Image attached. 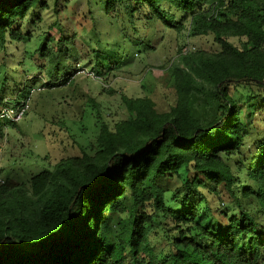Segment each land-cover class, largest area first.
<instances>
[{
	"label": "trees",
	"instance_id": "1",
	"mask_svg": "<svg viewBox=\"0 0 264 264\" xmlns=\"http://www.w3.org/2000/svg\"><path fill=\"white\" fill-rule=\"evenodd\" d=\"M101 2L125 40L92 48L113 76L152 49L151 25L184 28L164 2L189 13V37L213 35L218 50L179 51L167 109L149 95L122 96L127 117L110 125L98 116L96 138L81 155L28 184L12 185L9 174L0 183V264H264V116L256 105L264 96V0ZM70 3L0 0V111L20 104L38 80L44 90L71 83L77 32L96 31L93 18L69 19ZM51 10L58 37L40 26ZM32 39L35 50L27 46ZM127 41L132 47L124 49ZM231 86L252 87L245 107ZM8 125L16 122L4 119L0 143ZM168 177L181 180L169 197L161 184ZM157 233V242L167 241L160 250L152 244Z\"/></svg>",
	"mask_w": 264,
	"mask_h": 264
},
{
	"label": "rangeland",
	"instance_id": "2",
	"mask_svg": "<svg viewBox=\"0 0 264 264\" xmlns=\"http://www.w3.org/2000/svg\"><path fill=\"white\" fill-rule=\"evenodd\" d=\"M101 1L103 0H71L67 6L65 12L69 19L73 15V21L77 17H84L85 20L93 18L90 23L94 24L96 33L90 29L83 30L82 33L77 32L74 45L79 62L77 70L74 68L70 71V73L75 71L70 84L44 90L40 86L41 80H38L36 86L20 100L19 103L28 101L29 109L27 114L16 122V126H6L5 138L0 143V183L10 174L12 185L28 184L32 176L48 167L51 168L62 158L81 155L82 150H87L96 138L95 124L101 121L98 116H102L110 125L127 117L122 96L149 95L159 110L167 109L174 101V91L169 84V68L173 61H177L179 51L185 54L186 51L198 49L209 52L218 50L213 35L189 37L187 35L189 13L180 12L164 2L163 9L184 28L179 32L175 28H164L161 24L151 25L149 33L152 49L138 53L131 65L123 67L121 72L113 76L109 73V65L106 62L101 63L105 56L100 52L93 53L92 48L98 41H107L108 47L118 43L115 46L118 48L120 42L125 43V40L118 34V28L112 24V20L105 15ZM55 19L52 10L48 11L40 26L46 33L58 37L57 30L50 28ZM71 20L66 22L69 24ZM231 40L238 44L237 39ZM27 46L28 49L35 50V40H29ZM130 47L132 46L128 41L123 45L124 49ZM2 48L0 44V52ZM100 49L103 50L104 47ZM2 63L0 55V88L4 70ZM11 64L13 61L9 56L6 67ZM29 74L32 75L34 72ZM5 87L9 88L4 94L6 96L10 94L13 86L8 83ZM251 89L252 87L247 86L236 88L231 86L230 91L243 103L242 107H245L246 103H249L247 95ZM23 94L25 92L20 96ZM256 103L260 109L258 116L261 117V113L264 116V96L259 97ZM1 124H4L3 118H0ZM256 135L253 133L251 137L254 139ZM161 184L168 190L169 197L181 185V180L168 177L163 179ZM221 202H224L222 207L228 209L229 214L236 212L231 201L223 199ZM210 204L216 208L217 199L211 198ZM160 235L157 233L152 236V244L157 250L167 246L164 239L157 242L156 238Z\"/></svg>",
	"mask_w": 264,
	"mask_h": 264
},
{
	"label": "built area",
	"instance_id": "3",
	"mask_svg": "<svg viewBox=\"0 0 264 264\" xmlns=\"http://www.w3.org/2000/svg\"><path fill=\"white\" fill-rule=\"evenodd\" d=\"M187 52V51H186ZM28 101H23L22 103L15 105V107H6L0 111V118L10 119L12 121L18 122L21 120L26 111L29 109Z\"/></svg>",
	"mask_w": 264,
	"mask_h": 264
}]
</instances>
